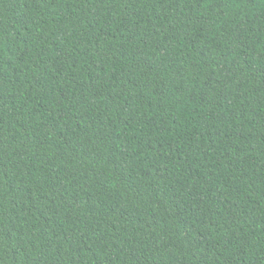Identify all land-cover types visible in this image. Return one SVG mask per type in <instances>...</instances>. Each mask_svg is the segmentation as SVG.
Listing matches in <instances>:
<instances>
[{
	"label": "trees",
	"instance_id": "obj_1",
	"mask_svg": "<svg viewBox=\"0 0 264 264\" xmlns=\"http://www.w3.org/2000/svg\"><path fill=\"white\" fill-rule=\"evenodd\" d=\"M0 264H264V0H0Z\"/></svg>",
	"mask_w": 264,
	"mask_h": 264
}]
</instances>
